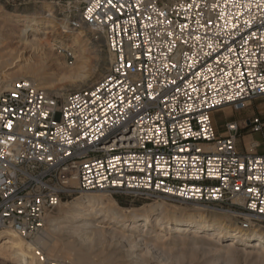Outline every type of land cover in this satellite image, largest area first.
<instances>
[{
	"label": "built area",
	"instance_id": "1",
	"mask_svg": "<svg viewBox=\"0 0 264 264\" xmlns=\"http://www.w3.org/2000/svg\"><path fill=\"white\" fill-rule=\"evenodd\" d=\"M75 1L58 27L95 31L109 66L67 91L28 79L0 90V232L32 239L80 190L193 202L244 230L264 226V150L255 139L237 147L244 130L264 144V0ZM254 103L218 134L216 111ZM34 249L42 264L66 263Z\"/></svg>",
	"mask_w": 264,
	"mask_h": 264
},
{
	"label": "rangeland",
	"instance_id": "2",
	"mask_svg": "<svg viewBox=\"0 0 264 264\" xmlns=\"http://www.w3.org/2000/svg\"><path fill=\"white\" fill-rule=\"evenodd\" d=\"M69 1L72 2L71 6L80 4L75 0H0V78L3 73L7 75L6 78H9L8 82L4 81L0 84V90H6L18 79H28L51 92L67 91L96 83L104 76L109 66L110 55L103 38L90 28L84 27L79 29L85 34L83 42L84 53H86L85 59L81 58L80 51L77 48L67 51L69 40L61 39L60 36L57 38L50 37L49 39L55 45L54 47H57V50L51 51L46 49L47 52L44 54L25 46L22 44V41H19V38H13L12 36L18 33L22 27L15 20V15L36 13L40 16L44 26L50 21L57 26L56 28H59V23L64 21L63 15H65L64 13L68 9ZM48 13H51V15H48ZM18 55H21L23 58L21 57L16 63V66H8L4 70L2 69V63L11 61ZM57 59L61 62L59 66L61 69L55 72ZM30 62L36 65L37 73L26 72V65ZM66 62L69 64L65 65ZM25 76H29L30 78H26ZM3 78H5V75ZM258 106L260 108L263 107L261 104ZM228 107L231 109L230 112L225 109H220L215 113L214 121L218 134L224 133L225 123L227 121L247 118L252 116L256 111L255 103L250 104L242 110H235L232 106ZM252 139L258 140L261 143L258 151L262 153L264 144L261 134L249 133L246 130L242 131L237 139L238 150L243 154L247 153L250 150L248 143ZM91 193L111 196L106 191L80 190L67 196L63 202ZM113 198L118 203V207L124 208V215L126 216L131 215L130 211L139 212L141 207H146L155 202L163 203L165 201L162 211L176 215L179 213H188L189 210L192 211L191 209L196 204L165 198L134 200L130 197L120 195L113 196ZM118 199L123 200L125 204H120ZM223 213L227 219L230 218L237 222V219L230 214ZM60 215L61 213L58 207L48 216L46 226L42 232L32 239H26L27 242H31L34 246L36 245L42 249L53 260L71 264H264V252H262V248H254L251 244L244 242L229 249L221 244L227 238L221 239V243H215L213 242L214 240L208 238L209 235L207 232L201 234V237L196 238L193 236V233L186 229L173 230L170 233L168 228L158 230L155 226L150 227V230L146 231L147 233L144 232L139 237H145L148 240L137 249V253L142 254L139 261L137 259L135 263H132V258L127 255L129 245H127V242L117 239L120 236L115 225L100 224V229H103L104 232L102 233L103 235L101 234L99 237H96L89 233L81 241L73 232L64 227L67 224L66 222L52 225V219ZM59 225L63 227L60 228ZM258 229L264 231V226H260L257 229L253 228L252 230ZM42 234L45 236H42ZM89 237H92V239L90 240ZM91 241L93 242L91 243ZM222 248L223 251H221ZM226 250L228 251L226 252ZM81 251L89 253L87 260H78L77 256ZM0 264H19V262L15 259L0 256Z\"/></svg>",
	"mask_w": 264,
	"mask_h": 264
},
{
	"label": "bare ground",
	"instance_id": "3",
	"mask_svg": "<svg viewBox=\"0 0 264 264\" xmlns=\"http://www.w3.org/2000/svg\"><path fill=\"white\" fill-rule=\"evenodd\" d=\"M15 20L17 23L21 24L22 27L19 29L18 33L13 34L12 36L13 38H19V41H22V44L25 46L44 54L47 52L46 49L51 51L57 50V47H54L55 45L51 43L49 39L50 37L57 38L60 36L61 39L69 40L68 47L66 49L67 51L77 48L80 51L81 58L85 59L86 53H84L83 44L85 34L83 31L78 30L76 32L71 31L70 33H66L65 30H62V28H56L57 26L50 21L44 26L40 16L36 13L15 15ZM21 57V55H18L11 61L2 63V69L4 70L8 66H16V63L21 59ZM31 62L26 65V72L37 73L36 65L34 63L31 64ZM68 64V62L65 63V65ZM56 65L57 68L55 72L61 69L59 68L61 65L59 59L56 60ZM4 75L5 78H3ZM6 77V74H1L0 84L4 81L8 82L9 78ZM25 77L30 78L29 76ZM223 109L228 112L231 110L228 106ZM254 144L255 142L250 140L248 148L251 149ZM164 202L149 204L146 207H141L139 212L130 211L131 215L126 216L124 215V208L118 207V203L113 197L92 193L84 194L72 200L62 202L59 206L61 215L52 219V225H58L66 222L67 224L64 227L73 232L75 236L79 237V240L82 241L89 233L90 235L92 234V236L95 235L96 237H99L102 233H104L103 229H100V224H113L118 229L117 231L120 236V238L117 239L125 241L128 243L126 244L129 245L127 255L132 258V263H135L137 259L139 261L142 254H138L137 249L140 248L141 244L144 245L145 241L148 240L145 237H139L143 235L142 233L149 231L152 226H155L158 230L168 228L170 233L173 230L186 229L187 231L193 233V236L196 238L201 237V234L207 232L209 235L208 238H210V240H214L213 242L215 243H221V239L227 238L226 241H222L221 244L229 249L245 242L247 244H251L254 248H262V252H264V231L262 229H251L249 231H245L238 226L237 222L224 217L223 212H219L215 209L209 210V208L199 204H195L191 209L192 211L189 210L190 212L188 211V213H179L177 215L169 214L162 211L165 204ZM59 227L61 228L63 226L59 225ZM42 236L45 235L42 234ZM91 239L92 237L90 240ZM96 240L98 239L96 238ZM92 242L93 241H91V243ZM221 251H223V248ZM227 251L228 250H226V252ZM0 256L15 259L19 262V264H42L37 257L34 245L31 242H27L25 238L19 236L11 229H6L0 232ZM77 257L78 260L85 261L89 258V253L81 251ZM65 264L70 263L66 262Z\"/></svg>",
	"mask_w": 264,
	"mask_h": 264
},
{
	"label": "trees",
	"instance_id": "4",
	"mask_svg": "<svg viewBox=\"0 0 264 264\" xmlns=\"http://www.w3.org/2000/svg\"><path fill=\"white\" fill-rule=\"evenodd\" d=\"M118 201H119V203L122 204V205L125 204V202H124L123 200H121V199H118Z\"/></svg>",
	"mask_w": 264,
	"mask_h": 264
}]
</instances>
